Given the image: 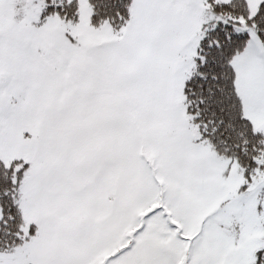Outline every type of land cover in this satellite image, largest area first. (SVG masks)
Wrapping results in <instances>:
<instances>
[{"label":"snow or ice","instance_id":"snow-or-ice-1","mask_svg":"<svg viewBox=\"0 0 264 264\" xmlns=\"http://www.w3.org/2000/svg\"><path fill=\"white\" fill-rule=\"evenodd\" d=\"M0 264H264V0H0Z\"/></svg>","mask_w":264,"mask_h":264}]
</instances>
